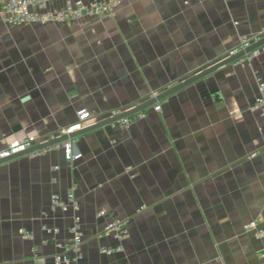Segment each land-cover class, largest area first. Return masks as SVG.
Here are the masks:
<instances>
[{"label": "crops", "instance_id": "crops-1", "mask_svg": "<svg viewBox=\"0 0 264 264\" xmlns=\"http://www.w3.org/2000/svg\"><path fill=\"white\" fill-rule=\"evenodd\" d=\"M241 34L264 37V0H122L111 15L70 23L0 22V148L56 137L82 107L98 121L130 109L224 58ZM255 73L264 77V52L176 90L127 127L83 132L72 138L83 154L75 162L55 147L0 163V264H54L66 251L73 211L52 209L54 192L79 199L81 264H264V236L244 228L264 223ZM111 217L127 219L129 235L107 255Z\"/></svg>", "mask_w": 264, "mask_h": 264}, {"label": "built area", "instance_id": "built-area-1", "mask_svg": "<svg viewBox=\"0 0 264 264\" xmlns=\"http://www.w3.org/2000/svg\"><path fill=\"white\" fill-rule=\"evenodd\" d=\"M53 2H60L61 6L56 9L50 7V4ZM121 2L122 0H93L91 2H85L83 0H0V22L7 25H18L21 23H70L81 20L85 17H102L111 15ZM261 38L262 35H239L236 43L228 49L225 57L243 52L241 55L237 56L232 63L243 64L252 62L255 57L264 52V43L249 50L248 48L258 42ZM255 77L257 91L251 108L260 114L264 123V77L258 73H255ZM156 94L157 93H151L149 98L155 97ZM28 98L29 96L27 95L23 99ZM135 106L136 105H133L130 108ZM154 108L159 110L161 105L156 103L154 104ZM125 110L121 108H112L109 110L108 116H116ZM76 113L77 120L66 129H62L57 136L69 133L98 121L93 119V115L85 107L79 108ZM145 114V111L140 109L132 114L120 117L110 124L112 126L127 127L133 121L143 118ZM46 140L47 139L41 140L35 136L14 139L8 142L4 147L0 148V159L26 151L35 144ZM55 147L62 148L64 158L68 162H75L83 157L82 152L75 150L72 138L64 139L49 146L32 150L27 154L30 156H38ZM53 168L58 169L59 166L56 164ZM130 169L131 167H127V170ZM50 206L52 209H60L62 211L71 209L73 211L72 221L69 226L71 236L67 241L66 251L58 253L55 256L54 264L70 263L72 261L81 264L84 257V232L79 199L74 192H69L66 195L54 192L51 197ZM106 213V209H100L98 215H105ZM42 227L48 233L57 234L60 231L59 227H51L47 224H43ZM244 228L253 231L256 238L264 236V223L260 224L256 219L246 223ZM19 233L25 239H30L32 237V232L25 228H20ZM104 234L114 238L116 243L114 245L105 244L101 246V253L112 255L115 252L121 251L122 241L129 235L128 220L120 217H111L104 227ZM46 241V239L43 240V242ZM32 250L35 251L36 247L33 246ZM69 252H71V254H69Z\"/></svg>", "mask_w": 264, "mask_h": 264}, {"label": "water", "instance_id": "water-1", "mask_svg": "<svg viewBox=\"0 0 264 264\" xmlns=\"http://www.w3.org/2000/svg\"><path fill=\"white\" fill-rule=\"evenodd\" d=\"M262 43H264V37L261 38L258 42H256L253 45H251L248 48V50L251 49V48H253V47H255V46H258V45H260ZM242 53L243 52H240L237 55H233V56H229V57H224V58H222V59H220L218 61H215L214 63H212V64L204 67L203 69L197 71L193 75L182 79L177 84H175V85H173V86L165 89L164 91H162L160 93H157L155 97L150 98L149 100H146V101H144L142 103H139L135 107L130 108V109H127V110L121 112L120 114H118L116 116H112V117H108V118L102 119L100 121H97V122L88 124L86 126H83V127L79 128V129L73 130V131H71L69 133H65V134H62L60 136H56V137H53L51 139H48V140H46L44 142L35 144L33 147H31L30 149H28L26 151H23V152H20V153H16V154H14L12 156L5 157V158L0 159V163H3L6 160H9L12 157H15L17 155L27 154L28 152H30L32 150H36V149H40V148L49 146L51 144L60 142V141H62L64 139L74 138V137H76L77 135H79V134H81L83 132L90 131L92 129L105 126V125L110 124L111 122L117 120L120 117L129 115V114H132L135 111L140 110V109H144L145 107H147L149 105L156 104L162 98L168 96L169 94L175 92L176 90H178V89H180V88H182V87H184V86H186V85H188L190 83L203 80L204 78H209L215 71H217L220 68H222L223 66L231 63L237 56L241 55Z\"/></svg>", "mask_w": 264, "mask_h": 264}, {"label": "flooded vegetation", "instance_id": "flooded-vegetation-1", "mask_svg": "<svg viewBox=\"0 0 264 264\" xmlns=\"http://www.w3.org/2000/svg\"><path fill=\"white\" fill-rule=\"evenodd\" d=\"M11 26H12V25H7L8 30H10Z\"/></svg>", "mask_w": 264, "mask_h": 264}]
</instances>
